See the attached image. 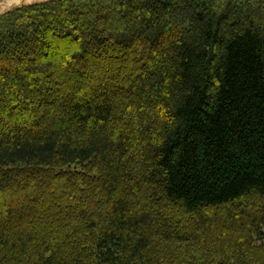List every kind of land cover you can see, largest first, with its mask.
I'll list each match as a JSON object with an SVG mask.
<instances>
[{"label": "trees", "instance_id": "16d2710c", "mask_svg": "<svg viewBox=\"0 0 264 264\" xmlns=\"http://www.w3.org/2000/svg\"><path fill=\"white\" fill-rule=\"evenodd\" d=\"M0 264H264V0L5 14Z\"/></svg>", "mask_w": 264, "mask_h": 264}, {"label": "rangeland", "instance_id": "374dc122", "mask_svg": "<svg viewBox=\"0 0 264 264\" xmlns=\"http://www.w3.org/2000/svg\"><path fill=\"white\" fill-rule=\"evenodd\" d=\"M41 1H45V0H0V21H1V18L7 14L8 12H11L13 11L14 9L16 8H19L21 6H25V5H31V4H34V3H37V2H41ZM90 19H88L89 21ZM138 22L134 25L135 28L137 27H142L144 25H146V20H145V16H144V13L142 12L141 15L139 16ZM107 22L112 26V32H114V34L112 35V38H115V34L117 36V34L119 33L118 31L120 30V28H122V23L120 21H114L113 19H111L110 17L107 18ZM64 48V47H63ZM75 49L76 48H65L64 49V52L66 50V52L69 50L71 54H76L77 52H75ZM126 79H129V75H126L125 76ZM17 117H22L21 119L22 120H27L28 117L30 116L29 114H26L24 112H22L21 110H17ZM22 115V116H21ZM16 117V116H15ZM4 132V130H2ZM138 175V173H136ZM46 183H49V182H46ZM34 183H32L33 185ZM27 188L26 187H21L17 190V193L15 194V199H21L22 197H25V196H28V195H31L33 194L32 192H30V194L28 193V191L26 190ZM64 190V186L63 184H59L58 186L56 185V187L53 188V190L51 191V194L50 195H58L60 196L61 195V192ZM73 194V196L71 197V201H73L74 199H78L79 198V195L75 194L74 193H71ZM9 202H12L13 201V198L11 197H8L7 198ZM50 199H53V198H50ZM86 204H83L82 205V210H84V208H86ZM72 206L69 207V209H71ZM156 216H153V217H150L148 218L147 222L148 223H151L153 219H155Z\"/></svg>", "mask_w": 264, "mask_h": 264}]
</instances>
